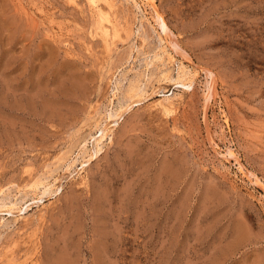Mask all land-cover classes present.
<instances>
[{
    "label": "rangeland",
    "instance_id": "rangeland-1",
    "mask_svg": "<svg viewBox=\"0 0 264 264\" xmlns=\"http://www.w3.org/2000/svg\"><path fill=\"white\" fill-rule=\"evenodd\" d=\"M109 1L0 0V264H264V0Z\"/></svg>",
    "mask_w": 264,
    "mask_h": 264
},
{
    "label": "bare ground",
    "instance_id": "bare-ground-1",
    "mask_svg": "<svg viewBox=\"0 0 264 264\" xmlns=\"http://www.w3.org/2000/svg\"><path fill=\"white\" fill-rule=\"evenodd\" d=\"M93 1V0H92ZM97 1V0H96ZM103 1H105V3L107 4V6H108V8H111L112 7V3L109 1V0H103ZM144 1V0H143ZM146 2H148L150 5H152V7H153V9H155L154 8V3H153V1L154 0H145ZM144 3V2H143ZM97 5H98V3H97ZM144 5H146V4H144ZM148 7V6H147ZM111 10V9H110ZM158 11V10H157ZM156 11V12H157ZM97 15H99V18H100V20H99V22H98V26H97V32H98V34L104 39V41H107L108 42V40H110V38L112 37V34H111V32H112V29L114 28L113 27V25H112V23H111V21L108 19V15H107V13L105 12V11H103L101 8H99L98 9V14ZM156 21H157V24L159 25V27H160V29H161V32L163 33V35L165 36V37H169V36H171V35H169L168 36V33H169V29H168V26L166 25V23H165V20L163 19V17L161 16V15H159L158 13H156ZM114 31H115V29H114ZM173 36V35H172ZM115 37V32H113V37L112 38H114ZM116 39V38H115ZM164 41H166L165 39H164ZM172 41V40H171ZM106 42V43H107ZM172 43V42H171ZM169 45V44H168ZM174 44H172V46H173ZM171 46V47H172ZM176 46V45H175ZM178 46V45H177ZM178 50V49H177ZM182 51V50H181ZM184 52V51H183ZM169 55H171V54H169ZM171 57V56H170ZM180 67V66H179ZM167 73V72H166ZM189 73V72H188ZM187 74V73H186ZM191 74V73H190ZM188 75V74H187ZM161 76V75H160ZM189 76V75H188ZM209 77H211L212 75H210V73H209V75H208ZM187 77V76H186ZM185 79V78H184ZM213 79V78H212ZM192 83V82H191ZM208 83V82H207ZM206 83V84H207ZM209 83H210V81H209ZM211 83H213V80H212V82ZM184 85H186V84H184ZM210 85V84H209ZM190 86L191 85H189V84H187V87L188 88H190ZM212 86V85H211ZM211 86H208V97L207 98H209V100H210V97L212 96V87ZM132 89V88H131ZM134 89V88H133ZM132 91V90H131ZM133 92V91H132ZM135 92V91H134ZM127 93V92H126ZM129 93H131V92H129ZM128 94V93H127ZM131 95V94H130ZM173 95V94H172ZM126 96V95H125ZM128 96H129V94H128ZM174 96V95H173ZM172 96V97H173ZM174 98V97H173ZM212 98V97H211ZM164 99V101H166V102H169L170 100H171V98H170V95L169 96H166L165 98H163ZM122 102V101H121ZM122 104V103H121ZM120 104V105H121ZM127 105V104H126ZM129 105V104H128ZM159 105H161L162 107H163V109L166 111L167 110V107L166 106H164V105H162V104H159ZM123 106V105H122ZM157 107V106H156ZM155 107V108H156ZM154 108V107H153ZM117 109V108H116ZM121 109V108H120ZM118 112H120V111H118ZM112 113H113V111H112ZM118 115V114H117ZM114 118V116H113V114H108V118ZM115 117H116V115H115ZM100 122V121H99ZM97 128V127H96ZM107 131V130H106ZM100 133V132H99ZM109 135V134H108ZM106 136V132H105V130H101V133H100V135L98 136V138H95L94 137V149H93V151H92V154H91V158H96V157H98L100 154H101V152H102V141L104 140V137ZM92 150V149H91ZM78 153V152H77ZM76 154V153H75ZM230 154V153H229ZM72 155V154H71ZM79 156V155H78ZM81 157H82V155H81ZM234 158V157H233ZM81 159V158H80ZM86 159V158H85ZM70 161V160H69ZM238 161V160H237ZM72 164V163H71ZM73 165V164H72ZM240 165V164H239ZM70 168V167H69ZM72 168V167H71ZM240 168V167H239ZM242 170V169H241ZM67 171V170H66ZM46 181V180H45ZM46 185V184H45ZM44 185V186H45ZM43 186V187H44ZM48 186V185H47ZM38 187V186H37ZM52 188V187H51ZM38 189V188H37ZM34 190V189H33ZM24 192V191H23ZM22 194V193H21ZM41 195V194H40ZM24 196V195H23ZM45 196V195H44ZM38 198V197H37ZM4 200V199H3ZM2 201V200H1ZM35 201V200H34ZM17 203V202H16ZM15 203V204H16ZM28 206V205H27ZM11 209V208H10ZM14 209V208H13ZM12 210V209H11ZM20 211V210H19Z\"/></svg>",
    "mask_w": 264,
    "mask_h": 264
}]
</instances>
